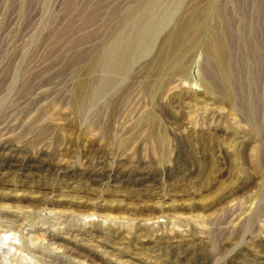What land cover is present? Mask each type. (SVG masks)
I'll use <instances>...</instances> for the list:
<instances>
[{"label": "rangeland", "instance_id": "rangeland-1", "mask_svg": "<svg viewBox=\"0 0 264 264\" xmlns=\"http://www.w3.org/2000/svg\"><path fill=\"white\" fill-rule=\"evenodd\" d=\"M0 219L31 264H264V0H0Z\"/></svg>", "mask_w": 264, "mask_h": 264}, {"label": "bare ground", "instance_id": "bare-ground-1", "mask_svg": "<svg viewBox=\"0 0 264 264\" xmlns=\"http://www.w3.org/2000/svg\"><path fill=\"white\" fill-rule=\"evenodd\" d=\"M142 6L144 9L133 24L135 27H141L144 25L143 29L147 33L157 20L160 18L162 19L167 14L169 6L163 7V5L161 6L154 3L145 5L144 2ZM139 37L138 42H141L139 48L143 50L146 47V44H143L142 35ZM136 39L132 38L131 40H121L120 38L114 45L109 44L104 48L100 58V69L103 73V77L97 83L95 94L98 95L111 86L113 81L112 75L119 69V66L115 64V59H120V63H123L124 60L128 61L133 56L132 49L137 44ZM129 46H132L130 50ZM18 233L19 231L17 230V225L14 220L6 221L0 219V264H16L18 262L19 264L33 263L27 255H21V252H25V250H23L24 247L21 245L22 242L18 237ZM29 250L31 252L34 251L32 248Z\"/></svg>", "mask_w": 264, "mask_h": 264}]
</instances>
